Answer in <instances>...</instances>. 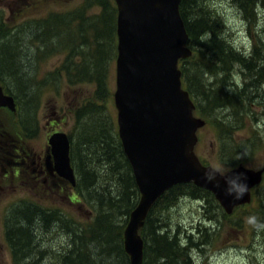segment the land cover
<instances>
[{
  "label": "rangeland",
  "instance_id": "rangeland-1",
  "mask_svg": "<svg viewBox=\"0 0 264 264\" xmlns=\"http://www.w3.org/2000/svg\"><path fill=\"white\" fill-rule=\"evenodd\" d=\"M99 1L0 0V85L17 98L18 105L15 113L7 109L5 115L0 114V153L7 150L4 157L12 162L13 143L27 145L30 150L22 156L29 154L30 160V152L42 154L46 136L54 127L66 132L75 147L80 193L75 196L67 187L58 189L50 180L41 184L27 174L11 176L5 159H0V264H14V260L17 264H64L78 259L75 251L64 262L72 240L91 223L98 205L105 209L100 197L111 192L116 199L120 191L125 192L124 200L111 199L121 207L113 212L114 225L122 223L124 207L135 200L128 179L123 178L125 187L121 189V181L111 180V173L95 159L88 160L86 169L97 171L93 177L96 188L87 187L86 179H82L86 174L81 170L83 160L78 152L89 155L91 150L90 144L80 146L82 131L86 133L91 126L102 133L105 124L117 134L113 99L117 11L114 0L109 1L108 10ZM201 12L216 21L219 39L232 52L222 57L209 48H198L204 53L199 56L194 52L189 63L192 102L196 108L199 100L204 113L194 108L192 115L206 122L196 133L194 153L201 163L222 175L238 166L258 171L264 167V1L244 11L237 0H204ZM254 48L258 56L250 70L232 61L235 54L249 59ZM245 83L249 84L243 88ZM251 94L253 98L248 100ZM217 100L220 102L215 104ZM27 127L36 128L35 135L31 132L28 137ZM262 177L261 184L251 192L250 202L230 215L209 191L211 197L186 191L166 206H157L153 216L161 227L155 231L168 232L183 249L167 264H264V222L259 215L264 205V174ZM94 190L99 194L89 197ZM25 206L29 211L25 210L24 216L17 209ZM50 211H55L56 217L40 218ZM7 229L19 231L22 245L26 241L20 251L14 248L20 258L17 262ZM187 236L196 246L187 244ZM87 242L106 263L117 261L115 254L106 258V250L113 244L106 246L96 240L97 247L95 242Z\"/></svg>",
  "mask_w": 264,
  "mask_h": 264
},
{
  "label": "water",
  "instance_id": "water-1",
  "mask_svg": "<svg viewBox=\"0 0 264 264\" xmlns=\"http://www.w3.org/2000/svg\"><path fill=\"white\" fill-rule=\"evenodd\" d=\"M181 0H114L116 76L114 105L123 152L139 191V201L123 230L129 264H143L145 218L159 197L177 184L192 183L209 191L226 215L251 200L264 169L238 166L222 175L202 165L194 153L196 132L205 121L192 115L194 104L182 88L178 62L192 55L179 13ZM0 107L15 111L12 96L3 94ZM57 173L74 184L67 135L48 140Z\"/></svg>",
  "mask_w": 264,
  "mask_h": 264
},
{
  "label": "trees",
  "instance_id": "trees-1",
  "mask_svg": "<svg viewBox=\"0 0 264 264\" xmlns=\"http://www.w3.org/2000/svg\"><path fill=\"white\" fill-rule=\"evenodd\" d=\"M109 1L110 0L99 1L101 4H103L100 6H102L103 9L106 8L108 10L110 7ZM203 1L204 0L180 1L179 13L189 38L188 44L193 50V54L195 52L196 55L200 56L204 52H202L198 48H204L206 50L207 48H209L211 52L220 54L222 57L223 56L227 57L225 53L232 52V50L227 44L224 45L222 41L219 39L217 34L218 28L216 21L212 20L211 18H208L206 13L203 14V12H201ZM258 1H264V0H237V4L242 10L247 11L249 10L250 5L252 4L254 5ZM194 8H196L197 10L194 11ZM113 10L115 12L114 8ZM101 11L103 14V10ZM191 16L194 17L191 18ZM206 34H208L207 39L205 40V42H201V39ZM193 54L190 57V59L179 62L182 73V81L184 83L185 89L189 92L191 98H193L194 92L190 87L191 81L189 77V63L192 62ZM257 56H258L257 50L256 48H254L251 57L249 59H245L243 56L235 54V57L232 61L238 62L239 64L243 65L245 68L248 69L250 68V66L254 65V60L256 59ZM253 82H255V84H258V80L256 78L253 79ZM248 84L249 83H245L243 88L247 87ZM198 86L201 87L200 85ZM6 92L8 93V91ZM198 94L200 95L203 101V96L201 95V93ZM251 98H253L252 94L249 96L248 100ZM15 100L17 102V98H15ZM196 102L197 105L195 109L197 110V112L203 115L204 114L203 108L201 106L200 101L197 100ZM219 102L220 101L217 100L215 101V104ZM98 109L101 110L100 105L98 106ZM221 133L222 132L220 130L219 135L217 137L219 144L221 139V135H220ZM81 136L82 137L80 139L81 142L80 146L81 144H90L91 146V150L90 152H88L89 155H85L81 150H79L78 152L80 153V158L83 160L82 162H80V166H81V170H83L86 174V177H82V179H86L85 182H87V187L96 188L93 184V177L97 176L98 174L97 171L94 169L92 170L86 169V166H88V160L95 159L97 163L101 164L102 169L106 168V172L111 173L112 176L111 180L117 182L121 181L119 184V187L121 189H124L125 187L123 178L128 179V182L132 188L133 195L135 196V200L127 207H124L125 209L124 212L122 213L124 218L122 220V223L120 225L118 224L114 225V223L116 222L113 216V212H115L121 207L117 203L113 202L111 199L115 201L117 200L119 202L125 199L126 194L123 191L121 192L118 188H115L113 190L120 191V195L118 196V198L114 199L111 192H108V194L105 196H101L100 204H102V202L105 203L106 204L105 209H103V207H99L98 205V209L97 211L95 210L94 216L90 221L91 223L88 226H83L82 231L80 230V233L74 238V240H72L71 251H69V253L64 257V262L70 259L71 257H73L75 251H76V257L78 259L72 258L68 263L65 262L64 264H75L77 261L78 262L76 264H111V263H106L105 258L98 257L96 255V252H93L91 250V248L87 245L88 240L95 242L97 247L99 243L97 244L96 240H98L101 243L103 242L106 246L113 244L110 250H106L107 253L106 258H110L111 256L113 257L116 256L117 261L113 262L114 264H117L119 260H120L119 264H129V258L126 255L123 248L122 231L125 223L128 220L127 217L129 216L130 212L135 208L139 200V192L135 184L134 177L132 176L131 173V167L124 155L121 142L117 134L114 131H112L111 127L104 124V126H102V133H100L98 132V127H97V131H93L92 127L90 126V128L87 129L86 133L85 131H82ZM74 150L75 147L71 145L70 158H71L72 166L74 167L75 170ZM120 169H122V171H118ZM75 172L77 173L78 169H76ZM186 191L190 192V194L192 195H197L200 193L205 195V197L206 196L211 197V194L208 191L197 188L191 183L177 184L169 188L167 191H165L163 195H161L159 199H157V201L153 204V206L149 210L145 218L144 225L139 231V234L140 236L143 237L142 239L144 242L143 264H145V261L146 262L150 261L149 264H158L159 261L162 260H164L167 264L169 262L168 260L172 261L174 256L181 255L180 252L183 251V249L178 248L175 237H171V235L168 232H163L160 230H158L157 232L155 231L157 229H160L161 226L159 225L157 216H153V213L154 210L157 208V206H162L163 204L164 206H166L169 201L174 200L177 196L184 194ZM98 194L99 192H97V190H94V193L92 195H89V197L95 198ZM103 198H106L105 202L102 200ZM240 208H242V206L234 209V211L236 212V210H240ZM17 210L23 211L25 216L27 215L25 214V210L29 211V206H25L24 208H18ZM241 210H243V208ZM55 214H56L55 211H50L47 216L40 218L42 220H45L47 218L50 219L51 217H56ZM259 215L263 217L262 220L264 222V205L261 211L259 212ZM33 216L34 215L32 214V217ZM30 225H31V218L27 221V227H29ZM7 231H8L7 239L11 245L12 254L14 255L17 262V260H19L20 258L16 257L14 253V248H17L18 251H20L23 246H26V241L24 245L21 244V240L18 235L19 231L17 229H13V230L7 229ZM144 232H146V235L144 234ZM103 236L106 239H103ZM28 240L29 239H27V241ZM187 244L196 246L194 243H191V238L189 236H187ZM102 256L105 257L104 253ZM186 260L187 259H185V261ZM14 264H17L15 263V260H14Z\"/></svg>",
  "mask_w": 264,
  "mask_h": 264
},
{
  "label": "flooded vegetation",
  "instance_id": "flooded-vegetation-1",
  "mask_svg": "<svg viewBox=\"0 0 264 264\" xmlns=\"http://www.w3.org/2000/svg\"><path fill=\"white\" fill-rule=\"evenodd\" d=\"M16 104V109H17V103ZM6 108H0V114L2 113L5 115ZM15 113V112H13ZM29 132L28 137H31L32 134L31 132L37 131V129L31 127L28 129L25 128ZM57 132H63L59 129H56L55 127L53 128V132L46 136L47 138V145L46 148L43 149L42 154H34L33 152H30V160L28 159L29 154H25V156H22L24 153L27 152V148L24 145L13 143V161L11 162L12 159H5L4 155L6 154L7 150H3L2 153H0V159H5L8 167H10L9 174L11 176H19V175H24L27 174L33 178L34 181H40L41 184H45L48 180L52 181V184L56 186L58 189L62 188L64 189L67 187L69 190H71L73 193H75V196L79 195V189H78V183H77V178L75 176V182L74 184H71L69 181H67L65 178L60 176L57 171L55 170L54 166V159L51 151V147L49 146L48 140L50 136L54 133ZM25 136V135H24ZM26 137V136H25ZM36 137V136H35ZM6 139V138H5ZM16 142V140H15ZM3 141L0 139V149H1V144ZM25 149V150H24ZM35 165L34 167H31V165Z\"/></svg>",
  "mask_w": 264,
  "mask_h": 264
},
{
  "label": "bare ground",
  "instance_id": "bare-ground-1",
  "mask_svg": "<svg viewBox=\"0 0 264 264\" xmlns=\"http://www.w3.org/2000/svg\"><path fill=\"white\" fill-rule=\"evenodd\" d=\"M247 20V19H246ZM252 53V52H251ZM238 84V83H237Z\"/></svg>",
  "mask_w": 264,
  "mask_h": 264
}]
</instances>
